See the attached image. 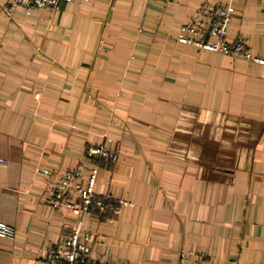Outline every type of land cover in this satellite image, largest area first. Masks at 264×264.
<instances>
[{"label":"crops","instance_id":"0c3cea01","mask_svg":"<svg viewBox=\"0 0 264 264\" xmlns=\"http://www.w3.org/2000/svg\"><path fill=\"white\" fill-rule=\"evenodd\" d=\"M0 0V264H49L73 228L115 264H264V63L179 40L207 2L264 56L261 0ZM103 143L116 158L93 157ZM99 166L119 212L49 202Z\"/></svg>","mask_w":264,"mask_h":264},{"label":"built area","instance_id":"2783aa9c","mask_svg":"<svg viewBox=\"0 0 264 264\" xmlns=\"http://www.w3.org/2000/svg\"><path fill=\"white\" fill-rule=\"evenodd\" d=\"M63 1L74 2L84 0H12L4 7L8 16H13L17 7L27 11L42 7L58 9ZM264 12V0H261ZM236 9L225 2H207L181 27L179 40L194 44L200 48L220 51L241 56L264 63V56L256 55L249 49V40L239 36L229 40L231 20ZM88 154L93 157L116 158L117 151L106 147L103 143L88 147ZM8 159L0 155V163ZM85 171L83 164L68 170L61 178L55 180L50 189L49 204L54 208L68 207L75 213L85 216L91 213L107 211L119 212L125 202L120 196L110 192L100 193L95 189L99 175V166L93 165L89 173L87 185L80 181ZM0 236L14 237V230L6 222L0 220ZM90 232L82 227H75L64 241L49 247L47 260L49 264H115L96 254L89 241ZM230 264H238L232 262Z\"/></svg>","mask_w":264,"mask_h":264}]
</instances>
